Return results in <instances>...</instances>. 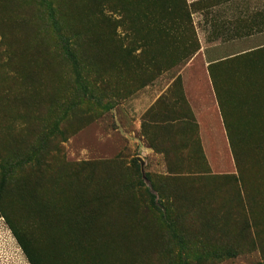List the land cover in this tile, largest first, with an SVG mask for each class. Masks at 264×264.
Here are the masks:
<instances>
[{
	"label": "rangeland",
	"instance_id": "374dc122",
	"mask_svg": "<svg viewBox=\"0 0 264 264\" xmlns=\"http://www.w3.org/2000/svg\"><path fill=\"white\" fill-rule=\"evenodd\" d=\"M11 230L41 264H264V0H0V264H29Z\"/></svg>",
	"mask_w": 264,
	"mask_h": 264
},
{
	"label": "trees",
	"instance_id": "16d2710c",
	"mask_svg": "<svg viewBox=\"0 0 264 264\" xmlns=\"http://www.w3.org/2000/svg\"><path fill=\"white\" fill-rule=\"evenodd\" d=\"M153 200V199H152ZM14 238L16 239L18 245L20 246V249L22 253L24 254L25 258L27 259V262L29 264H41L37 258V256L31 251V248L28 244L22 242L21 235L17 233L15 230H11Z\"/></svg>",
	"mask_w": 264,
	"mask_h": 264
},
{
	"label": "crops",
	"instance_id": "0c3cea01",
	"mask_svg": "<svg viewBox=\"0 0 264 264\" xmlns=\"http://www.w3.org/2000/svg\"><path fill=\"white\" fill-rule=\"evenodd\" d=\"M195 18H196V20H197V25H196V31H197V34H199L198 33V23H200V24H202L203 22H201L200 20L203 18V16L200 14H197L196 16H195ZM198 19H199V21L200 22H198ZM206 46H201V49H200V52L202 53L203 52V50H204V48H205Z\"/></svg>",
	"mask_w": 264,
	"mask_h": 264
}]
</instances>
